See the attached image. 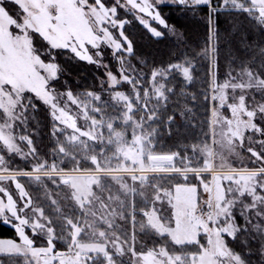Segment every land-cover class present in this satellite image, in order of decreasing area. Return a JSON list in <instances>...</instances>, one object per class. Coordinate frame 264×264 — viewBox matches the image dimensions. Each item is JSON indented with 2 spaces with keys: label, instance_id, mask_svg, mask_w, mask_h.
<instances>
[{
  "label": "rangeland",
  "instance_id": "374dc122",
  "mask_svg": "<svg viewBox=\"0 0 264 264\" xmlns=\"http://www.w3.org/2000/svg\"><path fill=\"white\" fill-rule=\"evenodd\" d=\"M5 2L18 7L17 17ZM206 6L210 15L244 12L264 30V0L220 7L212 0H0V223L17 237L0 239V264H248L227 242L240 224L257 243L245 255L264 264V83L251 74L220 77L211 39L210 144L184 157L163 154L155 121L171 92L170 72L190 83L191 68L152 71L134 61L124 31L130 22L119 20L134 16L153 37L166 33L182 45L161 8ZM209 24L212 38L211 17ZM59 51L93 67L94 91L75 96L55 87ZM31 96L68 146L53 158H38ZM160 156L169 161L156 162ZM169 174L196 177L198 186L176 185ZM40 201L61 215L60 237ZM207 208L211 216L197 215ZM151 233L200 253L155 250L140 237Z\"/></svg>",
  "mask_w": 264,
  "mask_h": 264
},
{
  "label": "trees",
  "instance_id": "16d2710c",
  "mask_svg": "<svg viewBox=\"0 0 264 264\" xmlns=\"http://www.w3.org/2000/svg\"><path fill=\"white\" fill-rule=\"evenodd\" d=\"M221 1L212 0V3L214 7H220ZM3 7L11 16L17 17L19 9L15 4L5 2ZM161 12L166 23L181 33L184 40L182 45L166 33H163L161 38L153 37L134 16L126 18L120 13L119 20L130 22L124 31L133 48L134 61L142 63L152 71H168L176 64H184L191 68L190 83L186 82L178 72H170L168 84L171 92L167 101L160 106L155 121L158 138L164 144L160 152L184 157L193 153L192 148L210 144L211 39L214 43V58L220 77L251 74L254 79L264 83V30L249 19L246 13L239 11H216L210 15V8L206 6L197 8L194 13L181 7H162ZM209 17L214 30L212 38ZM33 40L36 47L40 50L44 49L45 42L39 35L34 34ZM57 58L62 77L55 83V87L70 91L75 96L95 90L97 78L93 67L74 58L67 51H59ZM44 60L47 58L44 57ZM30 98L31 114L28 115L30 116L28 123L31 132L38 135L35 136L38 158H53L58 155L59 147L66 149L68 146L63 136L55 130L56 124L47 108L32 96ZM61 157L62 155L59 154L58 160H61ZM72 164L65 163L63 168L68 169L73 166ZM180 176V174L168 175V178L174 180L176 185L198 186L196 177H189V181L182 182ZM206 178L205 176L204 179ZM29 189L35 192V187L33 189L29 185ZM40 202L45 213L51 217L52 225L60 237L59 232L63 229L61 215L53 213L50 204ZM232 212L233 217L241 220L237 209ZM240 225L242 229L236 239L227 238L228 245L248 264H259L256 257L251 260L245 255L246 251L255 252L257 243L251 239L249 232L243 229V224ZM140 237L143 241L147 240V245L155 250L164 248L170 254L200 253L198 245L177 246L169 238L158 237L153 233ZM0 239L15 240L17 237L14 230L0 223ZM2 260L3 258H0V262ZM102 262L99 264H104Z\"/></svg>",
  "mask_w": 264,
  "mask_h": 264
},
{
  "label": "built area",
  "instance_id": "2783aa9c",
  "mask_svg": "<svg viewBox=\"0 0 264 264\" xmlns=\"http://www.w3.org/2000/svg\"><path fill=\"white\" fill-rule=\"evenodd\" d=\"M212 212H213L212 209L207 208V209H204L202 211H198L197 215L201 216V217H207V216H211Z\"/></svg>",
  "mask_w": 264,
  "mask_h": 264
},
{
  "label": "bare ground",
  "instance_id": "6f19581e",
  "mask_svg": "<svg viewBox=\"0 0 264 264\" xmlns=\"http://www.w3.org/2000/svg\"><path fill=\"white\" fill-rule=\"evenodd\" d=\"M155 161L156 162H167L169 160H168V157L160 156Z\"/></svg>",
  "mask_w": 264,
  "mask_h": 264
},
{
  "label": "water",
  "instance_id": "95a60500",
  "mask_svg": "<svg viewBox=\"0 0 264 264\" xmlns=\"http://www.w3.org/2000/svg\"><path fill=\"white\" fill-rule=\"evenodd\" d=\"M169 175H172V174H169ZM173 175H177V174H173Z\"/></svg>",
  "mask_w": 264,
  "mask_h": 264
}]
</instances>
